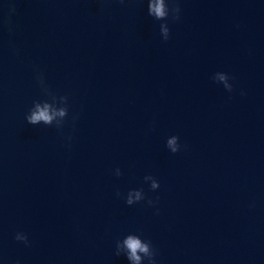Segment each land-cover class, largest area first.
Here are the masks:
<instances>
[{"label":"clouds","instance_id":"obj_1","mask_svg":"<svg viewBox=\"0 0 264 264\" xmlns=\"http://www.w3.org/2000/svg\"><path fill=\"white\" fill-rule=\"evenodd\" d=\"M121 2H123V0H121ZM170 4L172 5L171 7ZM9 7L11 12L15 11L14 3H10ZM180 11L179 4L174 3V0H148V15L156 20L167 21L170 16L174 21L179 20ZM6 23H11L10 18ZM9 31H11V28H9ZM160 34L164 41L169 39L170 29L166 22L160 24ZM230 79L231 77L224 72H217L213 76V80L222 84L229 92L233 90V85L230 83ZM37 82L41 85L42 91L47 96V99L33 102V106L25 116L27 123L31 125H39L41 123L45 126L54 125L57 129H62L65 119L69 115L68 97H58L50 92L44 85L43 77L40 74L37 75ZM76 118L77 117L74 116L73 120ZM68 139L70 141L71 137L69 136ZM166 147L173 154L181 151L182 146L179 143V137L176 135L170 136L166 141ZM115 175H121L119 168L115 170ZM144 180L150 182V188L152 190H156L160 187L159 182L151 175L145 176ZM131 191L135 193L136 203L145 199L142 189H134ZM117 195H120V193L117 192ZM126 203L128 205L133 204L131 194L126 198ZM153 203V200H148L149 205H152ZM15 239L25 244H28L29 242L28 236L23 232H17ZM123 249L127 250V258L132 264H144L145 260L148 261V264H155L156 252L151 241L143 240L138 235H127L122 243L119 240L116 242V255H120Z\"/></svg>","mask_w":264,"mask_h":264}]
</instances>
